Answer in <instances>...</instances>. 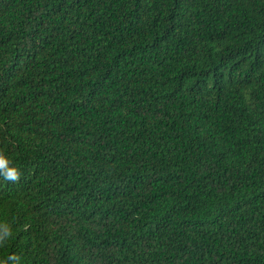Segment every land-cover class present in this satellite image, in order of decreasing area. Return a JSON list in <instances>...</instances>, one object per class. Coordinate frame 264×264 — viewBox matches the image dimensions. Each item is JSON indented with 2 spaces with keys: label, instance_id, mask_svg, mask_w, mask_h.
I'll use <instances>...</instances> for the list:
<instances>
[{
  "label": "trees",
  "instance_id": "1",
  "mask_svg": "<svg viewBox=\"0 0 264 264\" xmlns=\"http://www.w3.org/2000/svg\"><path fill=\"white\" fill-rule=\"evenodd\" d=\"M0 260L264 264V0H0Z\"/></svg>",
  "mask_w": 264,
  "mask_h": 264
},
{
  "label": "clouds",
  "instance_id": "2",
  "mask_svg": "<svg viewBox=\"0 0 264 264\" xmlns=\"http://www.w3.org/2000/svg\"><path fill=\"white\" fill-rule=\"evenodd\" d=\"M0 177L4 180L15 183L20 179V172L17 168L9 166V160L0 154ZM12 235L11 227L7 223H0V247L4 246L8 238ZM9 260L13 264H19L18 256H11ZM0 264H9L8 260H0Z\"/></svg>",
  "mask_w": 264,
  "mask_h": 264
}]
</instances>
